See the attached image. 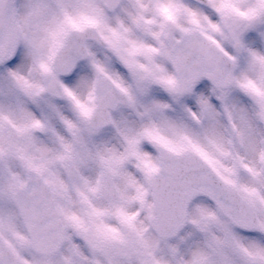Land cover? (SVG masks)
<instances>
[{
  "label": "snow or ice",
  "instance_id": "snow-or-ice-1",
  "mask_svg": "<svg viewBox=\"0 0 264 264\" xmlns=\"http://www.w3.org/2000/svg\"><path fill=\"white\" fill-rule=\"evenodd\" d=\"M0 264H264V0H0Z\"/></svg>",
  "mask_w": 264,
  "mask_h": 264
}]
</instances>
